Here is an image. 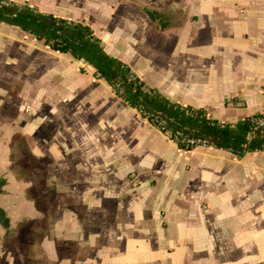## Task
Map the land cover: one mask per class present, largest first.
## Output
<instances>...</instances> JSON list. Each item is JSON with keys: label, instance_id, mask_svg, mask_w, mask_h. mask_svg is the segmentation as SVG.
I'll return each instance as SVG.
<instances>
[{"label": "crops", "instance_id": "obj_1", "mask_svg": "<svg viewBox=\"0 0 264 264\" xmlns=\"http://www.w3.org/2000/svg\"><path fill=\"white\" fill-rule=\"evenodd\" d=\"M13 1L91 25L222 122L264 109V0ZM77 60L0 22V264H264V150L181 149Z\"/></svg>", "mask_w": 264, "mask_h": 264}, {"label": "trees", "instance_id": "obj_2", "mask_svg": "<svg viewBox=\"0 0 264 264\" xmlns=\"http://www.w3.org/2000/svg\"><path fill=\"white\" fill-rule=\"evenodd\" d=\"M145 11L159 29L168 26L162 13L149 8ZM0 22L17 26L52 50L68 53L91 65L97 78L107 81L122 100L181 149L191 150L203 144L228 150L238 157L264 150V126H257L260 112L230 124L210 116L204 108L170 99L126 61L109 53L92 26L83 21L41 11L29 4L0 0ZM5 183L6 179L1 177L0 194ZM0 224L10 231V219L1 206Z\"/></svg>", "mask_w": 264, "mask_h": 264}, {"label": "rangeland", "instance_id": "obj_3", "mask_svg": "<svg viewBox=\"0 0 264 264\" xmlns=\"http://www.w3.org/2000/svg\"><path fill=\"white\" fill-rule=\"evenodd\" d=\"M77 65L80 67V70L82 72H87V69L89 68L88 64L81 61V60H77ZM35 164V163H34ZM38 163L36 162V165ZM28 165H33V162L31 159H27L26 157H22L20 160L17 161L16 167L18 169H25ZM39 165V164H38ZM7 240V238H5V241ZM12 242H6L5 246L6 248H9L8 250H12L13 253H17L20 254V252H23V249L27 248V246L29 245V239L19 236L17 238L11 239ZM20 261V260H18Z\"/></svg>", "mask_w": 264, "mask_h": 264}, {"label": "built area", "instance_id": "obj_4", "mask_svg": "<svg viewBox=\"0 0 264 264\" xmlns=\"http://www.w3.org/2000/svg\"><path fill=\"white\" fill-rule=\"evenodd\" d=\"M82 61V60H81ZM84 62V61H83ZM258 127H261V126H264V109L261 111V117L260 119L258 120V124H257Z\"/></svg>", "mask_w": 264, "mask_h": 264}, {"label": "flooded vegetation", "instance_id": "obj_5", "mask_svg": "<svg viewBox=\"0 0 264 264\" xmlns=\"http://www.w3.org/2000/svg\"><path fill=\"white\" fill-rule=\"evenodd\" d=\"M7 214V213H6Z\"/></svg>", "mask_w": 264, "mask_h": 264}]
</instances>
